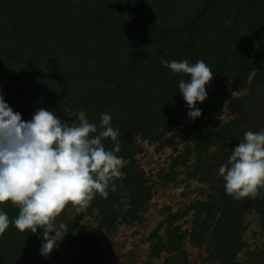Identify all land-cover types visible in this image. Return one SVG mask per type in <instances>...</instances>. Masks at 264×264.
<instances>
[{"label": "trees", "instance_id": "obj_1", "mask_svg": "<svg viewBox=\"0 0 264 264\" xmlns=\"http://www.w3.org/2000/svg\"><path fill=\"white\" fill-rule=\"evenodd\" d=\"M162 57L212 68L194 121L181 75ZM0 94L24 120L39 107L69 124L78 110L97 124L110 113L124 158L115 192L65 206L57 222L68 232L50 254L40 253L41 229L10 224L0 264H102L106 252L86 218L107 232L137 231L165 188L175 202L145 239L150 261L187 264L194 248L200 264H264V194L234 199L218 171L246 131L264 129V0H0ZM0 208L10 220L18 215L11 202ZM248 213L263 237L253 251L244 240Z\"/></svg>", "mask_w": 264, "mask_h": 264}, {"label": "clouds", "instance_id": "obj_2", "mask_svg": "<svg viewBox=\"0 0 264 264\" xmlns=\"http://www.w3.org/2000/svg\"><path fill=\"white\" fill-rule=\"evenodd\" d=\"M160 63L181 75L178 91L194 121L202 114L199 104L207 99L212 68L202 59L192 63L162 57ZM76 117L77 122L65 123L55 111L39 107L24 120L0 94V204L8 201L19 210L10 220L0 208V235L10 224L20 232L41 229L40 253L45 256L68 232V224L57 222L65 206L86 207L97 195L107 198L124 175L120 130L112 126L111 114L102 113L99 124L90 122L84 110ZM218 171L234 199L264 194V129L246 131Z\"/></svg>", "mask_w": 264, "mask_h": 264}, {"label": "rangeland", "instance_id": "obj_3", "mask_svg": "<svg viewBox=\"0 0 264 264\" xmlns=\"http://www.w3.org/2000/svg\"><path fill=\"white\" fill-rule=\"evenodd\" d=\"M143 146V143H142ZM151 150V148H147ZM143 150L144 153L150 157L147 150ZM156 156L150 157V159ZM146 165H150L148 159H144ZM153 166H155L153 164ZM155 169H158L155 167ZM159 194L155 196L153 202L149 205L145 213V222L137 231L133 228L121 226L116 232H107L96 225L94 217H87L84 224L89 225L93 231H95L100 246L105 250L106 256L102 264H159V261H150L147 258L148 243L145 240L150 234L153 228L160 221L161 208L165 205H173L175 202L174 189L165 188L159 189ZM246 231L244 234V240L247 245V249L253 251L255 248L260 247L263 243V237L260 236L257 217L253 213H248L245 217ZM189 262L187 264H200V255L196 249H188ZM185 264V263H180Z\"/></svg>", "mask_w": 264, "mask_h": 264}]
</instances>
